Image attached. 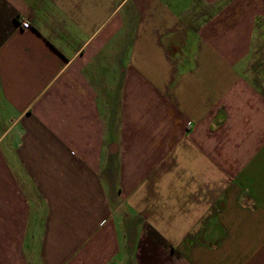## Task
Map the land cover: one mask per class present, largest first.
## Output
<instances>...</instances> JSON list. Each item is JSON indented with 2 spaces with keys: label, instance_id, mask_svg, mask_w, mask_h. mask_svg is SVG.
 Returning a JSON list of instances; mask_svg holds the SVG:
<instances>
[{
  "label": "crops",
  "instance_id": "0c3cea01",
  "mask_svg": "<svg viewBox=\"0 0 264 264\" xmlns=\"http://www.w3.org/2000/svg\"><path fill=\"white\" fill-rule=\"evenodd\" d=\"M0 264H264V0H0Z\"/></svg>",
  "mask_w": 264,
  "mask_h": 264
},
{
  "label": "built area",
  "instance_id": "2783aa9c",
  "mask_svg": "<svg viewBox=\"0 0 264 264\" xmlns=\"http://www.w3.org/2000/svg\"><path fill=\"white\" fill-rule=\"evenodd\" d=\"M20 27L23 28V29L28 28L29 27L28 22L26 20H22L20 22ZM187 124H188V122H187Z\"/></svg>",
  "mask_w": 264,
  "mask_h": 264
}]
</instances>
